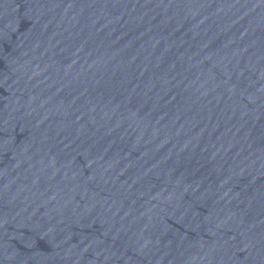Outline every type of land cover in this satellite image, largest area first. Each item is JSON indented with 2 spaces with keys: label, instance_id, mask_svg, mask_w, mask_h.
Returning a JSON list of instances; mask_svg holds the SVG:
<instances>
[{
  "label": "water",
  "instance_id": "1",
  "mask_svg": "<svg viewBox=\"0 0 264 264\" xmlns=\"http://www.w3.org/2000/svg\"><path fill=\"white\" fill-rule=\"evenodd\" d=\"M0 264H264V0H0Z\"/></svg>",
  "mask_w": 264,
  "mask_h": 264
}]
</instances>
